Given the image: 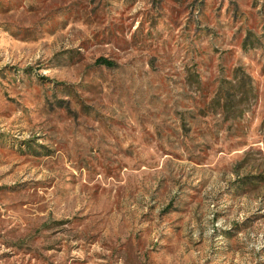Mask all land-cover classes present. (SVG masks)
I'll use <instances>...</instances> for the list:
<instances>
[{
	"label": "rangeland",
	"instance_id": "obj_1",
	"mask_svg": "<svg viewBox=\"0 0 264 264\" xmlns=\"http://www.w3.org/2000/svg\"><path fill=\"white\" fill-rule=\"evenodd\" d=\"M0 264H264V0H0Z\"/></svg>",
	"mask_w": 264,
	"mask_h": 264
},
{
	"label": "trees",
	"instance_id": "obj_2",
	"mask_svg": "<svg viewBox=\"0 0 264 264\" xmlns=\"http://www.w3.org/2000/svg\"><path fill=\"white\" fill-rule=\"evenodd\" d=\"M98 63L100 65L105 66V67H108V68H112L113 67V64L110 61L106 60V59H100L98 61Z\"/></svg>",
	"mask_w": 264,
	"mask_h": 264
}]
</instances>
